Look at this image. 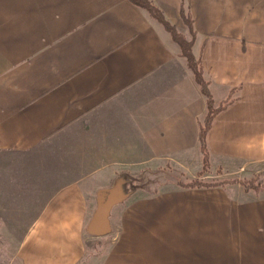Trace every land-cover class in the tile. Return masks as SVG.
I'll return each instance as SVG.
<instances>
[{
    "label": "crops",
    "instance_id": "0c3cea01",
    "mask_svg": "<svg viewBox=\"0 0 264 264\" xmlns=\"http://www.w3.org/2000/svg\"><path fill=\"white\" fill-rule=\"evenodd\" d=\"M151 1L194 33L214 105L240 87L207 133L211 162L264 161V0ZM205 112L177 44L129 0H0V153L20 157L0 187L46 195L22 264H264V194L225 187L136 191L87 255L99 191L125 169L201 161Z\"/></svg>",
    "mask_w": 264,
    "mask_h": 264
},
{
    "label": "rangeland",
    "instance_id": "374dc122",
    "mask_svg": "<svg viewBox=\"0 0 264 264\" xmlns=\"http://www.w3.org/2000/svg\"><path fill=\"white\" fill-rule=\"evenodd\" d=\"M187 39L190 40V38ZM217 100L218 97H216V101ZM3 156L5 157L4 159ZM0 157L7 164V167H5V163L0 165L3 167L2 172L15 171V165L19 166L20 164L17 163L20 157L16 156L14 153H0ZM13 161H15V163H13ZM10 162L12 163L9 164ZM208 162L209 166L205 171H203L202 161L195 158L191 159L187 164H178L177 161L174 160L161 159L145 164L146 166L144 168L142 167L143 169H125L118 173L117 177L112 181V183H114L113 187H117V198L120 199L113 206L126 200L122 199V197L124 196L125 198V194L135 187H137V191L140 192L156 193L177 187L176 184L179 181L186 182L194 178H199L201 181L208 183L224 180L225 184L217 187H225L231 193L236 189L247 192L246 195L251 197L264 194V161H244L236 165H231L232 163L229 164L228 160H212L211 162L209 157ZM135 170L139 173L146 171V173L144 177L138 178L139 176H136V173H131V171ZM198 172L204 173L198 177ZM233 180H236V182H232ZM248 180H251L253 186H259L258 192L253 189L254 187L248 191L243 189L241 181ZM4 183L5 181H1L2 187H0V264H22L16 253L19 241L27 229L28 224L37 213L40 205L45 200L46 195L30 197L23 194L22 191L19 192L20 190L17 192V189H13L11 185L5 187ZM105 189L107 190V188ZM22 194L24 196H22ZM110 211L108 218L111 213ZM86 227L87 225L85 223L83 235L85 237V245L87 246V255L92 254L93 251L94 254L96 253L97 255L105 252L108 244H100L101 240H96L94 238L95 236L90 235ZM82 264H84V262ZM85 264H87V262H85Z\"/></svg>",
    "mask_w": 264,
    "mask_h": 264
},
{
    "label": "trees",
    "instance_id": "16d2710c",
    "mask_svg": "<svg viewBox=\"0 0 264 264\" xmlns=\"http://www.w3.org/2000/svg\"><path fill=\"white\" fill-rule=\"evenodd\" d=\"M129 1L135 6H138L144 9L149 14V16H151V18H154L159 23H161L164 29L170 34L171 39L178 45L180 55L185 59L186 64L192 73L194 81L198 85L199 90L205 99L206 112H205L203 119L199 123V131H198V138H197L198 148L202 156L201 161L203 164V171H205L206 169H208V166H209L208 160L210 156L209 149L207 146V133L209 132L211 128V124L215 116L219 112L224 110L229 104H231L235 100V98H232L231 93L235 92L240 87L232 88L230 90V94L228 98L220 102L218 106H215L213 97L210 91L211 80L207 78L204 74V69H203L201 58L196 57L193 53L192 46H193L194 33L193 32L191 33L192 39L188 40L181 32H179L176 29V27L173 24H171L163 16L162 12L153 4L151 0H129ZM145 173L146 171L145 172L143 171V173H138V174L136 173V176H139L138 178L140 177L142 178V176L144 177ZM203 173L198 172L197 176L199 177L203 175ZM232 182H236V180H233ZM113 184L114 183H111V185L107 187V190L109 188H112ZM223 184H225L224 180L216 181L213 183H208L205 181H201L199 178H194L186 182L179 181L177 182L176 185H177V188L186 189V188L217 187V186H222ZM241 184L245 191H248L252 187H254L253 189H255V191L258 192L259 186L258 185L253 186V183L251 182V180L241 181ZM103 190H106V189H102L100 190V192H102ZM136 191H137V187L127 192L125 194V198L123 197V199H127L129 196H131Z\"/></svg>",
    "mask_w": 264,
    "mask_h": 264
},
{
    "label": "water",
    "instance_id": "95a60500",
    "mask_svg": "<svg viewBox=\"0 0 264 264\" xmlns=\"http://www.w3.org/2000/svg\"><path fill=\"white\" fill-rule=\"evenodd\" d=\"M124 197V196H123ZM122 197V199H123ZM120 199L117 198V187L100 192L97 195V207L87 224V232L95 237L107 235L110 232L109 211Z\"/></svg>",
    "mask_w": 264,
    "mask_h": 264
}]
</instances>
